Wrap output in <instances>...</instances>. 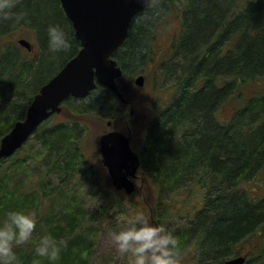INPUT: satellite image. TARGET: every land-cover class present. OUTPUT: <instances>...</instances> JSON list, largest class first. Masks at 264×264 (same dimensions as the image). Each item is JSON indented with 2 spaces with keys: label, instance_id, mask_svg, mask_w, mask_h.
<instances>
[{
  "label": "trees",
  "instance_id": "16d2710c",
  "mask_svg": "<svg viewBox=\"0 0 264 264\" xmlns=\"http://www.w3.org/2000/svg\"><path fill=\"white\" fill-rule=\"evenodd\" d=\"M17 10L19 22H0V140L80 48L60 0H20ZM174 11L178 28L160 62L174 92L164 107L154 106L137 147L140 171L154 187L153 220L166 223L180 238L184 264H224L246 254L245 245L250 254L244 264H264V184L247 186L256 177L264 181V0H156L133 19L114 53L123 77L143 71L151 60L150 42ZM57 21L75 39L70 52L54 59L47 26ZM21 26L34 31L39 52L29 55L19 41H10ZM62 107L70 117L52 116L30 137L42 154L26 194L6 180L10 161L25 144L0 159V213L11 208L10 193L17 197L15 208L21 196L30 209V203L52 197L76 178L101 187L102 201L92 209L67 205L40 218L42 228L64 241L59 256L51 260L18 247L22 264H88L95 227L141 210L132 194L103 186V169L82 148L87 125L79 117L112 120L124 104L98 84L88 96H72ZM34 209L41 216L38 206ZM120 264H129L126 256Z\"/></svg>",
  "mask_w": 264,
  "mask_h": 264
},
{
  "label": "water",
  "instance_id": "95a60500",
  "mask_svg": "<svg viewBox=\"0 0 264 264\" xmlns=\"http://www.w3.org/2000/svg\"><path fill=\"white\" fill-rule=\"evenodd\" d=\"M80 41L78 52L44 83L27 106L24 118L17 120L0 140V159L12 156L37 128L53 114L62 110V103L74 97H86L98 84L115 93L118 100L128 103L118 80L122 67L114 53L125 42L133 19L147 7L144 0H60ZM28 50L32 43L20 38ZM145 77H135L143 85ZM102 163L112 185L128 194L135 191L140 170V156L131 146V136L109 130L99 138ZM245 255L228 258L224 264H244Z\"/></svg>",
  "mask_w": 264,
  "mask_h": 264
},
{
  "label": "rangeland",
  "instance_id": "374dc122",
  "mask_svg": "<svg viewBox=\"0 0 264 264\" xmlns=\"http://www.w3.org/2000/svg\"><path fill=\"white\" fill-rule=\"evenodd\" d=\"M177 12H172L167 16V22L159 26L156 32L157 40L154 42V50L156 59H151L146 63L143 71L135 74L134 77H122L119 79L118 84L122 88L125 97L128 99V103L124 105V109L120 114L112 120L104 119L96 116H83L79 117L87 125V133L82 139V148L86 156L95 162L100 169H103L105 173V179L103 186L112 187L116 189L109 177V174L102 163V155L99 150L100 142L99 138L101 134L108 130H119L131 136V144L134 150H138V146L141 140L142 131L148 123L149 118L154 113V106L157 108L164 107V104L170 99L174 92L173 80L169 79L168 74L164 73L160 69V62L167 54L165 49L169 42L173 32L178 28L179 17ZM54 17V16H52ZM10 41H18L20 38H26L34 45L31 51L27 50L29 55H33L39 52L37 44V38L34 31L29 26H21L17 28L11 35L8 36ZM155 55V56H156ZM138 74H143L145 77L143 85H137L135 83V77ZM164 76L167 77L164 78ZM66 108L63 107L60 113L53 115L54 120H62L70 117ZM109 121V122H108ZM42 149L36 140L32 137L24 145L23 150L16 153L12 163V167H9L6 180L9 181V186L18 188L23 194L27 188L35 180L37 176V159L40 158ZM9 163V164H10ZM8 164V163H6ZM5 164V165H6ZM9 166V165H8ZM263 185L264 181H259L256 177L255 180L247 183V186L252 187L256 184ZM8 184V183H7ZM136 188L132 196H134L135 204L141 210L146 211L153 218L154 212V190L148 179L138 172V177L135 179ZM101 187L93 185L90 182H86L84 179H74L62 186V190L49 198L40 197L35 203H30V209H34L38 206L41 212L40 218L48 216L49 212L53 210L60 213L61 208L64 206H75L77 203L82 206L83 209H92L102 201ZM10 193L11 208H15L12 199L16 196ZM20 197L19 203L16 204L17 208H24L22 205V197ZM17 198V197H16ZM179 207V203H177ZM26 209V208H25ZM4 212L0 213V218L3 217ZM124 216H117L114 223L105 225L104 223L97 225L93 230V240L90 253L88 254V264H120L121 254L118 253L115 244L112 240V233L118 231L123 226ZM38 228L34 233V240L38 242L40 235L47 232L45 228H42L41 223H38ZM36 242H28L19 246L23 249L21 252L30 251L35 255L33 251L35 249ZM249 245H245L243 253L249 255ZM19 249V248H17ZM251 252V251H250ZM252 253V252H251ZM22 264V261L20 259Z\"/></svg>",
  "mask_w": 264,
  "mask_h": 264
},
{
  "label": "clouds",
  "instance_id": "9594fccd",
  "mask_svg": "<svg viewBox=\"0 0 264 264\" xmlns=\"http://www.w3.org/2000/svg\"><path fill=\"white\" fill-rule=\"evenodd\" d=\"M146 7L156 0H144ZM20 0H0V22H19L22 14L17 10ZM74 35L61 22L47 26V47L52 57L72 50ZM40 217L36 209L9 208L0 218V264H21L17 248L34 240ZM119 254L129 264H184L182 242L164 222H156L144 210H137L123 220V226L112 233ZM64 241L51 232L40 235L35 253L55 260Z\"/></svg>",
  "mask_w": 264,
  "mask_h": 264
},
{
  "label": "bare ground",
  "instance_id": "6f19581e",
  "mask_svg": "<svg viewBox=\"0 0 264 264\" xmlns=\"http://www.w3.org/2000/svg\"><path fill=\"white\" fill-rule=\"evenodd\" d=\"M156 35L153 38V40L150 42V44H151L150 47H149L150 50L148 49L149 50V55L151 56L150 59H152L156 55V51L154 50V42L157 40V36ZM124 77H127V76H124ZM121 90H122V88H121Z\"/></svg>",
  "mask_w": 264,
  "mask_h": 264
},
{
  "label": "flooded vegetation",
  "instance_id": "af4514ba",
  "mask_svg": "<svg viewBox=\"0 0 264 264\" xmlns=\"http://www.w3.org/2000/svg\"><path fill=\"white\" fill-rule=\"evenodd\" d=\"M126 105V104H125ZM109 122V121H108ZM131 146H132V144H131ZM106 168V167H105ZM106 170H107V168H106ZM108 172V171H107Z\"/></svg>",
  "mask_w": 264,
  "mask_h": 264
}]
</instances>
